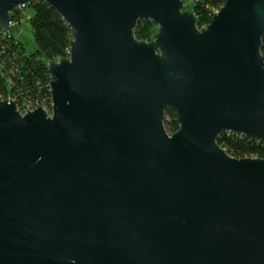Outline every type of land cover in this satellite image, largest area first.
Here are the masks:
<instances>
[{"label":"water","instance_id":"95a60500","mask_svg":"<svg viewBox=\"0 0 264 264\" xmlns=\"http://www.w3.org/2000/svg\"><path fill=\"white\" fill-rule=\"evenodd\" d=\"M34 1L0 0L5 34ZM41 1L72 41L51 112L0 97V264H264V159L218 143L264 145V0L203 29L186 0Z\"/></svg>","mask_w":264,"mask_h":264},{"label":"trees","instance_id":"16d2710c","mask_svg":"<svg viewBox=\"0 0 264 264\" xmlns=\"http://www.w3.org/2000/svg\"><path fill=\"white\" fill-rule=\"evenodd\" d=\"M186 9L197 18L199 29L208 26L214 14L227 0H189ZM31 10L36 49L29 52L13 34L0 28V97L16 101L21 113L41 105L51 112L50 77L48 64L67 57L72 41L71 30L61 16L44 1L35 0L25 7ZM24 14H12L13 26L24 20ZM158 30L152 23H140L135 31L138 40L151 42ZM262 53L264 54V40ZM165 129L174 134L179 130L173 109L166 111ZM218 143L235 158L264 159V145L246 137L224 133Z\"/></svg>","mask_w":264,"mask_h":264},{"label":"rangeland","instance_id":"374dc122","mask_svg":"<svg viewBox=\"0 0 264 264\" xmlns=\"http://www.w3.org/2000/svg\"><path fill=\"white\" fill-rule=\"evenodd\" d=\"M186 2L190 3L189 0H186ZM22 13L25 17L24 20L19 21L18 24L14 25V27L11 28V31L13 30L12 32L15 37H17L25 45L29 52H33L36 49V43L34 39L33 28L30 23L32 12L31 10L24 8Z\"/></svg>","mask_w":264,"mask_h":264},{"label":"built area","instance_id":"2783aa9c","mask_svg":"<svg viewBox=\"0 0 264 264\" xmlns=\"http://www.w3.org/2000/svg\"><path fill=\"white\" fill-rule=\"evenodd\" d=\"M24 8H25V6H22V7L19 9V11L23 10ZM12 26H13V22H12ZM28 110H29V111H33L34 108H29ZM28 110H26V111L23 112L22 114H25L26 112H28Z\"/></svg>","mask_w":264,"mask_h":264}]
</instances>
